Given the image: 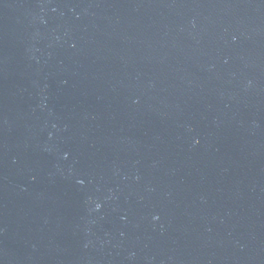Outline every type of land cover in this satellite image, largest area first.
<instances>
[{"label": "water", "instance_id": "water-1", "mask_svg": "<svg viewBox=\"0 0 264 264\" xmlns=\"http://www.w3.org/2000/svg\"><path fill=\"white\" fill-rule=\"evenodd\" d=\"M0 264H264V0H0Z\"/></svg>", "mask_w": 264, "mask_h": 264}]
</instances>
